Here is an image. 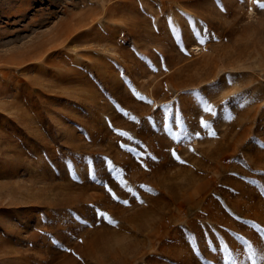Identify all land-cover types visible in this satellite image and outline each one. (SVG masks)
<instances>
[{"label":"rangeland","instance_id":"obj_1","mask_svg":"<svg viewBox=\"0 0 264 264\" xmlns=\"http://www.w3.org/2000/svg\"><path fill=\"white\" fill-rule=\"evenodd\" d=\"M260 4L0 0V264H264Z\"/></svg>","mask_w":264,"mask_h":264},{"label":"snow or ice","instance_id":"obj_2","mask_svg":"<svg viewBox=\"0 0 264 264\" xmlns=\"http://www.w3.org/2000/svg\"><path fill=\"white\" fill-rule=\"evenodd\" d=\"M253 2H256V0H253ZM259 7H260L261 9H264V4H260ZM204 103L207 104V101H204ZM210 110H211V109H210V106H205V107H204V111H205V112H209ZM200 126L203 127V128H208V127H209V125L207 124V122L204 121L203 119L200 120ZM121 135H124V134L121 133ZM194 135H195L196 137H199L200 134L197 132V133H195ZM210 135H213V136H214L215 133H210ZM122 146H123V145H122ZM173 155L175 156V152H174V151H173ZM153 159H155V158L153 157ZM177 159H179V158L177 157ZM181 162H183V161H181ZM141 187H143V186H141ZM128 191H129L132 195H135V193H132V190H131V189H129ZM261 195H264V192H262ZM113 198L116 199V197H115L114 194H113ZM141 202H142V201H141ZM122 203H124L125 205H127L128 202H127V201H122ZM104 215H105L104 213H98L97 219H99L101 216H104ZM108 223L114 225V224H115V221L109 220ZM256 256H257V253H256L255 251H252V252L249 253L247 259H248L249 261H251V264H257V262H256ZM260 258H261L262 260H264V252L260 253Z\"/></svg>","mask_w":264,"mask_h":264},{"label":"bare ground","instance_id":"obj_3","mask_svg":"<svg viewBox=\"0 0 264 264\" xmlns=\"http://www.w3.org/2000/svg\"><path fill=\"white\" fill-rule=\"evenodd\" d=\"M249 11H252L251 4H249ZM77 24H78V23H77ZM77 24H76V25H77ZM79 24H80V23H79ZM82 24H83V23H82ZM76 28H77V27H76ZM70 32H71V31H70ZM192 48H193V49H197V48H198V45L193 44V45H192ZM9 61H10V60H9ZM9 63H10V62H9ZM15 63H16V62H15ZM15 63H14V64H15ZM20 63H22V62L20 61L19 64H20ZM174 63H175V62H174ZM176 63H177V62H176ZM191 63H192V62H191ZM191 63H189V64H191ZM193 63H194V62H193ZM193 63H192V64H193ZM10 64H11V63H10ZM192 64H191V65H192ZM15 65H16V64H15ZM17 65H18V63H17ZM190 67H191V66H190ZM187 68H188V67H187ZM181 69H182V67H181ZM183 69H184V68H183ZM177 70L179 71L180 69H177ZM170 74H171V73H170ZM172 74H174V73L172 72ZM155 76H156V75H155ZM171 76H172V75H171ZM174 76H175V75H174ZM162 77H163V76H162ZM163 78H164V77H163ZM169 78H170V77H169ZM174 78H175V77H174ZM174 78H172V79H174ZM159 79H160V78H159ZM159 79H158V80H159ZM172 79H171V81H172ZM163 80H164V79H163ZM160 83H161V82H160ZM182 83H183V82H182ZM173 84H174V82H173ZM173 84H172V85H173ZM177 85L179 86V85H181V84H180V83H179V84L177 83ZM184 85H185V84H184ZM162 86H163V85H162ZM152 87H153V86H152ZM154 88H155V84H154ZM149 89H151V87H150ZM152 89H153V88H152ZM153 91H154V90H153ZM153 93H154V92H153ZM154 94H155V93H154ZM152 95H153V94H152ZM155 96H156V95H155ZM155 96H154V97H155ZM152 99H153V98H152ZM155 99H156V97H155Z\"/></svg>","mask_w":264,"mask_h":264}]
</instances>
